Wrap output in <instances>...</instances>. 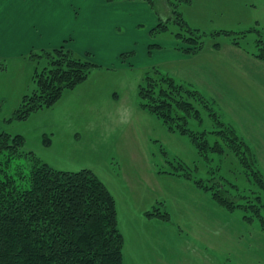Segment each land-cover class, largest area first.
<instances>
[{"label": "rangeland", "instance_id": "1", "mask_svg": "<svg viewBox=\"0 0 264 264\" xmlns=\"http://www.w3.org/2000/svg\"><path fill=\"white\" fill-rule=\"evenodd\" d=\"M97 4L84 0L79 7L100 13L99 25L115 22L120 41L98 38L74 49L95 65L52 104L12 118L23 95L36 89L34 73L47 66L44 57L27 55L44 49L0 60V130L21 136L20 151L32 156L1 151L0 169L19 187L27 185L35 159L56 170H91L113 196L124 264H264V187L256 177L264 183V64L253 56L256 39L264 38V0H132L106 15ZM178 16L202 35L199 52L186 50L182 60L179 48L194 46ZM159 22L166 28L151 34ZM206 60L214 70L217 63L226 66L232 77L197 68ZM147 76H169L198 92L249 152L221 127V137L205 139L209 146L218 140L222 152L205 147L199 153L187 134L143 107L139 90ZM183 93L200 112L188 127L217 129L207 105ZM196 179L233 204L263 207L258 213L252 206L228 209Z\"/></svg>", "mask_w": 264, "mask_h": 264}, {"label": "trees", "instance_id": "2", "mask_svg": "<svg viewBox=\"0 0 264 264\" xmlns=\"http://www.w3.org/2000/svg\"><path fill=\"white\" fill-rule=\"evenodd\" d=\"M178 19L185 31L190 36L193 35L184 37L194 46L185 51L197 50L201 45L202 35L194 34L198 30L184 25L182 17L178 16ZM164 28L166 25L159 22L151 32ZM255 42L256 51L253 56L264 61V38L259 37ZM50 50L44 49L43 53L31 52L27 55L31 59L44 57L47 66L34 73L36 89L23 95L19 107L13 112V119L24 118L30 111L52 104L63 89L72 88L84 80L90 67L95 65L77 57L64 44ZM161 83H165L167 87H163ZM157 87L158 93L155 95L154 89ZM183 92L204 107L207 105L205 108L217 129L195 131L188 127L189 119H199L200 112L191 101L183 98ZM139 96L143 100V107L161 119L170 130L176 129L187 134L199 153H205L208 147L222 152V145L218 140L209 146V141L205 139L212 133L219 136L223 134L221 127L228 131L230 138H237L239 144L249 152L248 146L219 119L218 113L207 99L196 91L176 84L171 77L160 76L157 81L154 77L147 76L145 84L140 87ZM200 138L204 140L200 141ZM229 141L232 143L234 140ZM21 142V136H11L0 130V152L8 151L11 155L17 153L20 156ZM23 155L30 159L32 157L30 153ZM31 167L25 187H19L13 176L0 169V264H124L123 238L117 227L115 202L104 183L89 169L56 170L37 159L32 161ZM256 177L259 185L264 187L262 175L258 173ZM195 183L210 190L212 197L228 209L252 206L258 213L257 210L260 212L263 207L261 204L257 207L255 204H233L210 185H205L202 179H196ZM256 198L262 201L260 195Z\"/></svg>", "mask_w": 264, "mask_h": 264}, {"label": "crops", "instance_id": "3", "mask_svg": "<svg viewBox=\"0 0 264 264\" xmlns=\"http://www.w3.org/2000/svg\"><path fill=\"white\" fill-rule=\"evenodd\" d=\"M65 1L0 0V60L7 56L15 59L27 55L33 47L52 49L64 44L74 53V49L77 47L83 49L91 47V42H95L98 38L101 39L103 44L120 41L119 33L116 34L115 32V22L111 21L109 24L99 25L100 13L95 10L92 15H87L79 7V4L83 3L84 0ZM128 2H132V0L124 2L120 0H100V4L97 5L102 6L104 12L102 15H106L105 13L112 14L115 11L114 4L120 6L121 3L127 4ZM156 26H153L151 31ZM154 33L156 32H151V34ZM155 46L161 48L159 44H155ZM186 48L189 47L179 48L178 53L183 54L178 55L179 60L180 58L181 60L187 59ZM198 52L195 50L192 54ZM260 63L264 64V61ZM212 64L213 61L206 60L201 65L199 63L197 68L201 69L203 67V70L210 71V74L215 77H219V70L222 76L230 74L232 77V73L226 66L223 67L217 63L216 70H214ZM222 80H224L226 87H230L227 78H222Z\"/></svg>", "mask_w": 264, "mask_h": 264}]
</instances>
